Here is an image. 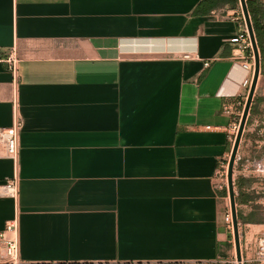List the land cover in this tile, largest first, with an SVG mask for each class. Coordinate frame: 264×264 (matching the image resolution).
Here are the masks:
<instances>
[{
  "label": "crops",
  "instance_id": "obj_1",
  "mask_svg": "<svg viewBox=\"0 0 264 264\" xmlns=\"http://www.w3.org/2000/svg\"><path fill=\"white\" fill-rule=\"evenodd\" d=\"M204 2L0 0V128L24 121L17 162L0 148V186L19 184L0 196L18 261L0 250V264H239L216 173L254 73L229 43L239 7ZM249 164L238 218L264 212ZM239 223L246 262L264 222Z\"/></svg>",
  "mask_w": 264,
  "mask_h": 264
},
{
  "label": "built area",
  "instance_id": "obj_2",
  "mask_svg": "<svg viewBox=\"0 0 264 264\" xmlns=\"http://www.w3.org/2000/svg\"><path fill=\"white\" fill-rule=\"evenodd\" d=\"M234 20L240 22V31L239 33L232 37L229 40V43L234 46V55L233 59L236 62H239L242 67L254 73L255 66V55L251 42V37L245 23V19L243 16V12L240 10L238 13H235L231 16ZM184 60H200L199 56L194 54H185L183 56ZM9 69L13 72L15 78L18 71V60L15 52H12L7 60ZM208 66V63L205 64ZM17 108V106H16ZM232 110L231 105H227L225 107V111L230 113ZM242 115V114H241ZM241 115L239 116L241 118ZM234 123L232 130V138L231 142L234 145L236 134L239 129V121ZM24 127L23 118L19 115L18 110L15 111L14 123L9 128H0V148H3L6 154V157L17 162L19 157V145H20V135ZM228 167L229 160L226 163H221L216 177L218 183L216 184V188L218 190H228ZM257 171L264 170V167L261 163L256 164ZM0 196L9 197L13 199H17L19 196V184L17 179L9 180L0 186ZM228 201V211L226 214V224L230 230H234L233 228V216L231 211V202L229 196L227 197ZM18 221L12 220L8 222L6 229L3 233L0 234V250L4 251L7 257L11 262L16 263L19 255V243H18ZM264 264V238H261L257 242V250L255 256L252 260H248L242 264Z\"/></svg>",
  "mask_w": 264,
  "mask_h": 264
},
{
  "label": "rangeland",
  "instance_id": "obj_3",
  "mask_svg": "<svg viewBox=\"0 0 264 264\" xmlns=\"http://www.w3.org/2000/svg\"><path fill=\"white\" fill-rule=\"evenodd\" d=\"M260 3L264 8V0H260ZM240 10L242 11L240 3H239L238 11ZM260 56H261V72H260V78H259V83L257 86L255 100L260 98V99H263V101L259 102L258 104V108H259L258 114L252 115L251 121H247V125H246L245 132H244L241 144H240V149H239L238 157H237L235 168H234L235 182L237 181L238 178L244 177V171L246 167H248V170H249V167L251 166L249 162L254 163V165L256 166V164L260 163L259 162L260 156L261 155L264 156V150H260L257 147L258 142L261 140L260 134L264 130V53H262L261 51H260ZM251 83H252V80H251ZM250 86L251 84L249 85V89H250ZM244 107H245V104L243 106V110L241 113L242 115H243ZM242 115H241V118L239 117L240 121L242 119ZM240 121H239V125H240ZM255 168L257 170V167ZM235 191L236 192L238 191L236 186H235ZM259 214L261 216V219L264 220V212H261ZM244 234H245V230L240 228V235L243 236ZM261 238H264V235L259 238H255L249 242L248 250H247V252L249 253V258H247L248 260H252L254 258L256 250H257V242Z\"/></svg>",
  "mask_w": 264,
  "mask_h": 264
},
{
  "label": "water",
  "instance_id": "obj_4",
  "mask_svg": "<svg viewBox=\"0 0 264 264\" xmlns=\"http://www.w3.org/2000/svg\"><path fill=\"white\" fill-rule=\"evenodd\" d=\"M240 1V6L243 12V16L245 19V23L247 25L250 37H251V42L254 50V55H255V66H254V74H253V79L252 83L250 86V90L248 93V97L245 103L242 119L240 121L238 133L235 138V142L232 148L230 160H229V167H228V193H229V198L231 202V211H232V216H233V228H234V242L236 246V251H237V261L239 264H242L243 261V256H242V250H241V235H240V223H239V218H238V213H237V204H236V191H235V180H234V168L236 164V160L238 157L239 149H240V144L245 132V128L247 125V121L250 115V111L256 96L257 92V86L259 83V78H260V72H261V56H260V50L259 46L257 44V38L255 35V31L253 28V23L252 19L249 13L248 9V1L250 0H239Z\"/></svg>",
  "mask_w": 264,
  "mask_h": 264
},
{
  "label": "trees",
  "instance_id": "obj_5",
  "mask_svg": "<svg viewBox=\"0 0 264 264\" xmlns=\"http://www.w3.org/2000/svg\"><path fill=\"white\" fill-rule=\"evenodd\" d=\"M207 4L210 10L218 9L220 7L230 5L231 7H239V0H205L204 2ZM248 9L252 19L253 28L255 31V35L257 38V44L259 46V50L264 53V8L261 5L260 1H248ZM263 101V99H257L254 101L251 112L250 118L254 114H258L259 102ZM245 104V103H244ZM254 181L252 179H246L245 177L238 178L235 182V186L238 189V196L236 201L239 204H249L256 196H253L251 193L246 192V189L252 187ZM239 219L243 224L248 223H258L264 222L261 219L260 214L251 212L248 216H244L242 214L239 215Z\"/></svg>",
  "mask_w": 264,
  "mask_h": 264
}]
</instances>
